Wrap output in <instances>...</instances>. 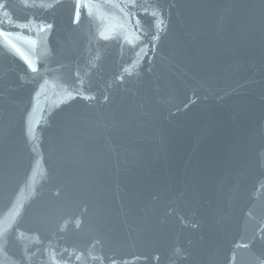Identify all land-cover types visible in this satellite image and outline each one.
<instances>
[{"label":"water","instance_id":"obj_1","mask_svg":"<svg viewBox=\"0 0 264 264\" xmlns=\"http://www.w3.org/2000/svg\"><path fill=\"white\" fill-rule=\"evenodd\" d=\"M0 264H264V0H0Z\"/></svg>","mask_w":264,"mask_h":264}]
</instances>
